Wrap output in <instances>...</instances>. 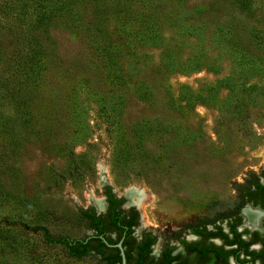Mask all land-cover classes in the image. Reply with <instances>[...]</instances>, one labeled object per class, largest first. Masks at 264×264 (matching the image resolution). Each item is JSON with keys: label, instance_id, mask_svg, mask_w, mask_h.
Returning a JSON list of instances; mask_svg holds the SVG:
<instances>
[{"label": "rangeland", "instance_id": "rangeland-1", "mask_svg": "<svg viewBox=\"0 0 264 264\" xmlns=\"http://www.w3.org/2000/svg\"><path fill=\"white\" fill-rule=\"evenodd\" d=\"M263 168L264 0H0V264H103L39 228L106 186L164 237Z\"/></svg>", "mask_w": 264, "mask_h": 264}, {"label": "flooded vegetation", "instance_id": "flooded-vegetation-1", "mask_svg": "<svg viewBox=\"0 0 264 264\" xmlns=\"http://www.w3.org/2000/svg\"><path fill=\"white\" fill-rule=\"evenodd\" d=\"M236 189L235 199L228 202L218 200L210 204L207 212L201 216L180 223L171 221L164 237L148 229L145 224L141 233L136 232L144 223L139 207L132 203L129 196L116 195L124 199L121 208L125 212L135 211L138 214L137 225H133V231L127 235L136 241V248L129 258L130 263L264 264V168L249 173L244 183L238 184ZM105 196L104 208L98 211L93 207L97 214H104L108 210L109 202ZM123 232L116 229L105 235L116 241L109 243L110 247L106 248L108 253H115L113 248L118 247L119 242L123 246V241L129 239ZM146 236L152 241L148 247V256L143 259L140 247ZM125 248L123 246L124 252Z\"/></svg>", "mask_w": 264, "mask_h": 264}, {"label": "trees", "instance_id": "trees-1", "mask_svg": "<svg viewBox=\"0 0 264 264\" xmlns=\"http://www.w3.org/2000/svg\"><path fill=\"white\" fill-rule=\"evenodd\" d=\"M105 194L109 202L106 213L97 214L96 209L93 207L79 211L80 216L85 220L87 229L92 230L91 234H87L82 238H72L67 235L53 236L46 227L41 226L39 229L42 231L45 241L61 245L66 249L68 255L76 258L93 256L103 264H122V255L119 247L113 248L116 250L115 253H108L106 248H109V243L114 240L107 238L105 235L116 229L123 230L126 236L131 234L133 231L132 226L137 225L138 214L135 211L133 213L125 212L121 208L124 199L118 198L112 192L110 186H106ZM127 238L129 239L123 241V246H126L127 264H131L129 258L136 248V241L133 237L127 236ZM151 241L149 236H146L141 243L140 249L142 250L143 259L148 256V247Z\"/></svg>", "mask_w": 264, "mask_h": 264}, {"label": "bare ground", "instance_id": "bare-ground-1", "mask_svg": "<svg viewBox=\"0 0 264 264\" xmlns=\"http://www.w3.org/2000/svg\"><path fill=\"white\" fill-rule=\"evenodd\" d=\"M127 196L132 198V203L136 204L140 208H144L149 199V194L143 187H132L128 189ZM99 202H100V206L103 207L104 201L100 199Z\"/></svg>", "mask_w": 264, "mask_h": 264}, {"label": "water", "instance_id": "water-1", "mask_svg": "<svg viewBox=\"0 0 264 264\" xmlns=\"http://www.w3.org/2000/svg\"><path fill=\"white\" fill-rule=\"evenodd\" d=\"M117 246L120 247L121 250H122V251H121V255H122V264H127V263H126V256H125V252H124V250H123L122 243L119 242V243L117 244Z\"/></svg>", "mask_w": 264, "mask_h": 264}]
</instances>
